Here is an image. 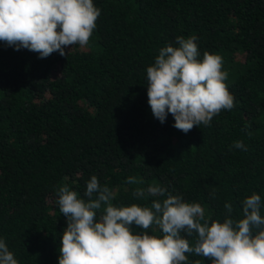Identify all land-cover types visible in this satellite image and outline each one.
<instances>
[{"label": "trees", "instance_id": "trees-1", "mask_svg": "<svg viewBox=\"0 0 264 264\" xmlns=\"http://www.w3.org/2000/svg\"><path fill=\"white\" fill-rule=\"evenodd\" d=\"M93 3L101 15L90 41L65 49L67 56L40 58L0 41V239L18 264H59L67 220L58 189L87 199L93 175L116 193L117 207L162 202L133 195L159 184L200 203L210 222L224 221L225 203L240 219L253 192L264 216V0ZM192 36L199 58L222 56L234 107L185 134L171 114L164 123L154 117L146 69L161 48ZM129 176L143 183L129 185ZM131 230L163 235L155 225ZM181 235L194 246L195 233ZM186 255L187 264H211Z\"/></svg>", "mask_w": 264, "mask_h": 264}, {"label": "clouds", "instance_id": "clouds-1", "mask_svg": "<svg viewBox=\"0 0 264 264\" xmlns=\"http://www.w3.org/2000/svg\"><path fill=\"white\" fill-rule=\"evenodd\" d=\"M100 15L93 0H0V41L40 58L54 52L67 56L65 49L88 45ZM176 40L178 46L161 48L155 63L147 67V95L154 117L164 123L171 114L173 127L186 134L194 126H210L214 116L231 110L234 97L222 56L205 52L201 59L196 37ZM233 146L246 150L242 141ZM127 183L143 181L129 176ZM83 195L87 199L67 185L58 189L56 203L67 220L59 264H187L186 253L203 256L211 264H264V216L261 196L255 192L242 201L238 220L231 218L233 205L225 203L228 215L223 222H210L200 203L185 202L159 184L133 192L137 198L166 197L153 200L151 207L114 206L116 193L95 175ZM133 225L145 230L155 225L162 238L134 234ZM182 233L197 235L194 246ZM0 264H18L3 239Z\"/></svg>", "mask_w": 264, "mask_h": 264}]
</instances>
